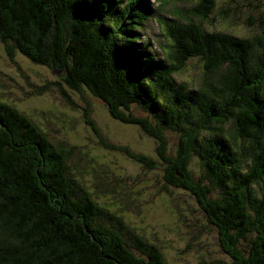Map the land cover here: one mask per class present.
<instances>
[{"label": "trees", "instance_id": "1", "mask_svg": "<svg viewBox=\"0 0 264 264\" xmlns=\"http://www.w3.org/2000/svg\"><path fill=\"white\" fill-rule=\"evenodd\" d=\"M156 1L0 0V39L9 58L58 73L37 95L56 87L73 105L64 84L87 91L113 120L153 137L159 159L108 142L87 103L85 122L106 150L148 170L161 164L165 190L196 199L232 264H264V12L249 17L258 31L244 38L205 29L231 11L218 7L224 0H184L181 15L165 16L167 2ZM151 20L164 25L163 56L147 34ZM195 59L199 82L177 80ZM76 156L84 158L0 100V264H168L155 240L74 178ZM117 180L96 186L108 191Z\"/></svg>", "mask_w": 264, "mask_h": 264}, {"label": "rangeland", "instance_id": "2", "mask_svg": "<svg viewBox=\"0 0 264 264\" xmlns=\"http://www.w3.org/2000/svg\"><path fill=\"white\" fill-rule=\"evenodd\" d=\"M162 0L155 3L161 7ZM160 9L163 16L182 14L179 7L184 0H164ZM258 3L259 6L257 5ZM264 0H224L218 7L231 9L228 13H216L205 23L207 31L229 32L240 37H251L258 31L249 19L264 12ZM147 34L154 42L156 52L163 56L168 37L164 25L154 20L147 23ZM201 63L191 60L185 69L176 74L179 81L191 84L199 82ZM48 81H59L56 71L35 64L22 54L9 58L0 39V100L13 105L36 121L55 144L66 143L76 147L84 158L76 156L70 162L72 175L97 198L98 202L113 207L121 214L130 228L161 246L168 264H232V260L220 248L217 230L210 226L196 199L188 192L170 188L165 190L164 169L148 170L123 153L106 150L91 127L85 122V108L90 105V116L102 135L112 144L128 146L136 153L159 159L156 140L140 127L113 120L105 102L89 94L67 90L73 105L64 100L54 87L37 95L36 87ZM137 115H146L138 108ZM171 154L176 150V135L168 134ZM161 161V160H159ZM192 169L198 177L199 165L195 160ZM113 181L108 191L97 184ZM100 185V186H101Z\"/></svg>", "mask_w": 264, "mask_h": 264}]
</instances>
